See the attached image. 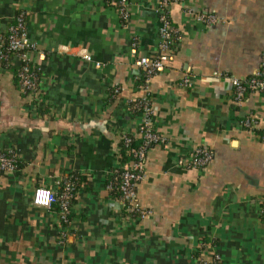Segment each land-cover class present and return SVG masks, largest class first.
I'll return each mask as SVG.
<instances>
[{"label": "crops", "instance_id": "0c3cea01", "mask_svg": "<svg viewBox=\"0 0 264 264\" xmlns=\"http://www.w3.org/2000/svg\"><path fill=\"white\" fill-rule=\"evenodd\" d=\"M157 2L129 0L122 20L106 0H0V33L25 12L36 46L29 54L51 106L49 115L31 110L14 76L17 59L0 62V148L19 158L13 170H0V264H191L215 253L224 264H264V146L238 125L247 112L264 117V91L237 105L229 80L264 60V0L173 2L169 15L181 33L173 59L139 84L131 41L138 54L155 52ZM198 11L223 21L207 24ZM186 75L189 86L180 83ZM145 95L164 140L146 152L135 187L146 214L133 218L107 180L120 135L134 133L141 116L128 105ZM199 145L212 150L203 168L178 165ZM73 172L84 178L61 229L57 209L34 204L32 192Z\"/></svg>", "mask_w": 264, "mask_h": 264}, {"label": "built area", "instance_id": "2783aa9c", "mask_svg": "<svg viewBox=\"0 0 264 264\" xmlns=\"http://www.w3.org/2000/svg\"><path fill=\"white\" fill-rule=\"evenodd\" d=\"M181 0H158L156 6L158 19V45L154 53L151 55L138 54V42L135 38L131 41V54L134 63L141 68L145 80L155 73L162 72L165 69L166 62L173 59L174 51L181 39V33L178 27L172 22L169 9L173 2ZM112 2H114L112 0ZM117 10L122 18L128 16L129 0H118ZM186 12H192L191 8H186ZM198 18L207 24H214L223 21L221 16L213 11H198ZM34 42H31L27 37L25 12L17 11L12 20L8 23L6 29L0 33V60L7 59L9 62L12 58L17 59V64L14 67V76L17 78L19 88L22 92L29 96L31 109H34L36 104L43 100L39 88V67L32 60L30 51L35 50ZM39 58H43L44 54L39 52ZM83 57L94 62L95 66H100L101 62L92 60L89 54H84ZM11 65V62L9 66ZM216 75L221 72H214ZM229 80L232 84V99L234 104L240 105L243 99L250 92L264 91V60L261 61L258 68L249 76L239 78L230 76ZM180 83L189 86L191 83L189 76H184ZM132 107H140L141 116L132 135H138L141 138L142 144L138 147H130L129 151L133 154L134 159L124 164L121 170L114 169V175L117 180V188L120 191L119 200L128 211L126 215L130 216V212H136L137 217L142 218L146 214V210L139 207L135 202V187L137 182L143 177V165L146 157V152L151 144L160 143L164 140L161 133L156 129L153 122V108L150 98L143 96ZM238 125L249 131L258 141L264 146V117H261L254 112H247L238 120ZM125 143L128 144L131 140L130 135H124ZM16 154L13 150H4L0 148V170L11 171L16 167ZM212 158V150L205 145L194 146L185 155L179 156L177 159L178 165L185 168H203ZM119 171V172H118ZM55 187L38 184L32 192V202L36 205L51 207L55 202L58 203L57 221L61 227L67 228L69 219L68 215L71 212L72 204L70 203L73 196V183L67 178H59L55 181ZM111 188V184L107 185ZM57 188H61L58 193ZM47 199L48 203H44ZM258 205V213L264 220V197L260 198ZM61 234L65 235V231L61 230ZM221 256L214 254L212 259L204 258L197 255L193 258L191 264H212L215 259L220 260Z\"/></svg>", "mask_w": 264, "mask_h": 264}, {"label": "trees", "instance_id": "16d2710c", "mask_svg": "<svg viewBox=\"0 0 264 264\" xmlns=\"http://www.w3.org/2000/svg\"><path fill=\"white\" fill-rule=\"evenodd\" d=\"M114 2H112V0H106V3L107 4H111L112 6H115V7H118L119 4L115 3L117 2L118 0H113ZM122 20H124L125 18H122ZM0 62L3 64V65H6L8 66L10 64L9 60L7 59H1ZM144 74L142 72V76L141 78L138 79V83H144L145 82V78L143 77ZM16 79V82L18 84V81H17V78L15 77ZM19 85V84H18ZM115 93V90L114 88L111 89V94H114ZM148 98H150L148 95H146ZM142 97H138V98H135L133 99L130 103H129V108L131 110L132 113H136V112H139L141 111L140 107H132V105L136 102H138ZM33 111H35V113L37 115H49L50 114V110H51V106L49 104H46L44 103V100L40 101L38 104H36L35 108L34 109H31ZM124 135H130L131 137V140L129 141L128 144L125 143V140H124ZM142 144V141H141V138L140 136L138 135H132V133H126L124 132L123 134L120 135V140H119V151H118V155H117V164L112 168L111 172H110V175L108 177V180H107V185H110L111 184V188L108 189L109 193L111 194L112 197H115V198H119L120 197V191L119 189L117 188V180L118 179H115L114 178V175L116 174V172L114 171L115 168H117L118 170H121L123 167L124 164L128 163L129 161L133 160L134 159V156L133 154L129 151V148L130 147H138ZM153 144L150 145V147L152 146ZM15 162H16V166H18V163H19V158L18 157H15ZM119 172V171H118ZM65 178L71 180V182L73 183V188H72V191H73V196L71 197V200H70V203L73 204L74 202V199H75V194H76V191H77V188H78V185H79V182L82 180V178H84L80 173H71L69 174L68 176H66ZM57 191L58 193L61 191V188H57ZM52 206H54V208H58V203L55 202L54 204H52ZM71 213H69L68 215V219H70L71 217ZM128 211L125 209L124 205H123V214H127ZM137 213L136 212H130V216H133V217H137L136 216ZM212 264H224V261L222 258H220V260L218 259H215L214 262H212Z\"/></svg>", "mask_w": 264, "mask_h": 264}, {"label": "clouds", "instance_id": "9594fccd", "mask_svg": "<svg viewBox=\"0 0 264 264\" xmlns=\"http://www.w3.org/2000/svg\"><path fill=\"white\" fill-rule=\"evenodd\" d=\"M44 203H45V204L48 203L47 199L44 200Z\"/></svg>", "mask_w": 264, "mask_h": 264}]
</instances>
